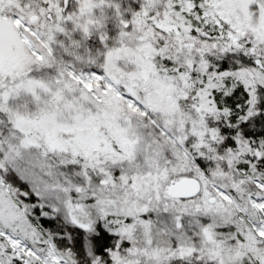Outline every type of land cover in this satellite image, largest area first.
<instances>
[{"label":"snow or ice","instance_id":"1","mask_svg":"<svg viewBox=\"0 0 264 264\" xmlns=\"http://www.w3.org/2000/svg\"><path fill=\"white\" fill-rule=\"evenodd\" d=\"M0 264H264V0H0Z\"/></svg>","mask_w":264,"mask_h":264}]
</instances>
